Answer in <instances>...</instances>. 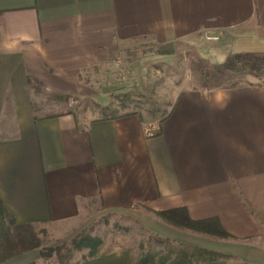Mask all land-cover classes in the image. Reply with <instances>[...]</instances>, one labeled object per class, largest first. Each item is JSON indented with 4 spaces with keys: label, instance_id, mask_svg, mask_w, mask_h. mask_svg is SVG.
Returning <instances> with one entry per match:
<instances>
[{
    "label": "crops",
    "instance_id": "0c3cea01",
    "mask_svg": "<svg viewBox=\"0 0 264 264\" xmlns=\"http://www.w3.org/2000/svg\"><path fill=\"white\" fill-rule=\"evenodd\" d=\"M206 37L222 42L204 51L218 55L211 63L264 66V0H0V199L17 223L80 229L95 206L226 256L201 264H264V78L211 89L185 79L162 123L132 113L80 127L73 115L37 118L32 105L35 81L70 96L88 70L146 40L171 52ZM174 209L216 219L236 240L154 214ZM83 264L132 263L117 251Z\"/></svg>",
    "mask_w": 264,
    "mask_h": 264
},
{
    "label": "rangeland",
    "instance_id": "374dc122",
    "mask_svg": "<svg viewBox=\"0 0 264 264\" xmlns=\"http://www.w3.org/2000/svg\"><path fill=\"white\" fill-rule=\"evenodd\" d=\"M199 41L201 45L184 48L179 45L171 52H163L158 45L146 40L121 51L110 65L88 70L82 76L77 94L70 96L48 90L35 81L32 84L35 115L37 118L73 115L80 127L95 120L132 113L141 115L148 123H158L169 114L173 97L183 88L181 84L185 79L189 82L186 88L211 89L248 84L256 81L255 76L264 78V66H258L262 65L260 59L252 58L246 63L229 57L221 65L213 64L211 61H217L218 55L207 56L204 51L217 47L219 50L220 37ZM13 110L12 103H8L3 119L8 126H13L16 120ZM80 225V229L74 230L30 225L29 250L14 253L16 256L1 264H83L90 249L78 248V243L85 239H100L103 251H124L132 256L135 264L146 254L158 260L170 253L177 254L183 248L190 252L194 248L162 238L128 216L104 214L95 206L84 213L77 226Z\"/></svg>",
    "mask_w": 264,
    "mask_h": 264
},
{
    "label": "trees",
    "instance_id": "16d2710c",
    "mask_svg": "<svg viewBox=\"0 0 264 264\" xmlns=\"http://www.w3.org/2000/svg\"><path fill=\"white\" fill-rule=\"evenodd\" d=\"M167 117L160 120L164 122ZM159 219L163 220L170 226L190 232L192 234H200L206 237L235 241L236 238L227 233L219 221L210 219L205 221H194L190 218L186 209H174L160 213H154ZM32 224H18L14 214L7 212L4 203L0 199V264L6 262L9 258L16 256L14 253H21L28 251V244L32 240L29 234V227ZM29 234V235H28ZM78 248L88 247L90 253L82 262L93 260L113 252L103 251V242L98 239H85L78 243ZM14 254V255H13ZM9 255V256H8ZM131 257V263L135 264ZM226 256L218 254L206 249L194 247L191 252L187 248L179 250L177 254L170 253L167 257L159 258L158 260L146 254L138 262V264H201L216 262L224 259ZM230 264H247V263H230Z\"/></svg>",
    "mask_w": 264,
    "mask_h": 264
},
{
    "label": "built area",
    "instance_id": "2783aa9c",
    "mask_svg": "<svg viewBox=\"0 0 264 264\" xmlns=\"http://www.w3.org/2000/svg\"><path fill=\"white\" fill-rule=\"evenodd\" d=\"M210 40H218V38H211Z\"/></svg>",
    "mask_w": 264,
    "mask_h": 264
}]
</instances>
